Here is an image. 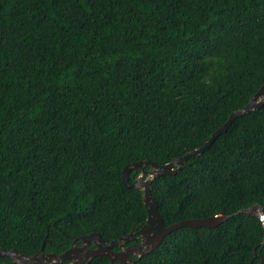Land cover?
<instances>
[{
	"label": "trees",
	"instance_id": "1",
	"mask_svg": "<svg viewBox=\"0 0 264 264\" xmlns=\"http://www.w3.org/2000/svg\"><path fill=\"white\" fill-rule=\"evenodd\" d=\"M262 85L264 0H0V249L33 256L45 240L60 255L137 231L142 193L122 169L200 147ZM151 196L164 227L264 213V105ZM263 258V222L239 214L179 228L131 264Z\"/></svg>",
	"mask_w": 264,
	"mask_h": 264
},
{
	"label": "water",
	"instance_id": "2",
	"mask_svg": "<svg viewBox=\"0 0 264 264\" xmlns=\"http://www.w3.org/2000/svg\"><path fill=\"white\" fill-rule=\"evenodd\" d=\"M264 105V85H262L249 99L248 103L239 110L232 112L226 122L216 130L211 137L200 147L184 154L183 156L173 159L171 162L158 165L151 161H139L126 165L121 171V180L123 186L127 189H135L142 193L141 199L146 211V219L144 224L135 232H131L126 236L106 242L97 233H91L79 238V242H71V247L60 255L53 253H43L45 240L41 244L40 252L33 256L20 254L16 249H0V259H7L9 262L0 264H59L64 261L70 264H89L96 257L106 258L110 264H131L127 254L124 252L115 253L113 250L123 247V244L134 239L140 241L133 248L137 250L136 257H141L154 251L165 236L179 228H206L213 229L218 227L222 222L230 219L233 215L246 214L254 215L264 224V213L259 205H253L249 208L239 210L233 215L224 213H216L204 219L185 220L169 227L163 226L161 216L157 211V203L151 196V183L157 178L164 176H172L180 172L183 165L194 156L201 155L207 150L215 139L225 133L229 126L239 117L259 110ZM149 166L146 171L145 167ZM139 172L137 177L129 181L130 174ZM79 243V246L77 244ZM92 245V249L87 247ZM259 264H264V258Z\"/></svg>",
	"mask_w": 264,
	"mask_h": 264
},
{
	"label": "flooded vegetation",
	"instance_id": "3",
	"mask_svg": "<svg viewBox=\"0 0 264 264\" xmlns=\"http://www.w3.org/2000/svg\"><path fill=\"white\" fill-rule=\"evenodd\" d=\"M136 174L138 175L139 172H136ZM134 177H137V176H132V178ZM140 241L138 239H134V240H130L126 243L123 244V247H120V248H117L115 250H113L115 253H119V252H124L125 254H127V258L129 261H131L132 263L134 262V259H137L136 257V253H137V250L134 249L133 247L137 244H139ZM77 246H79V243L77 244ZM88 249H92L93 246L92 245H89L87 247ZM6 262H9V260L6 259V261L4 262H0V263H6ZM61 264V263H59ZM66 264H70V262L66 263Z\"/></svg>",
	"mask_w": 264,
	"mask_h": 264
}]
</instances>
